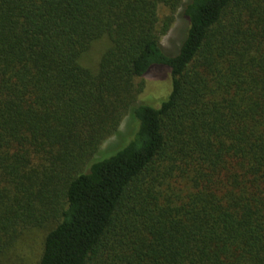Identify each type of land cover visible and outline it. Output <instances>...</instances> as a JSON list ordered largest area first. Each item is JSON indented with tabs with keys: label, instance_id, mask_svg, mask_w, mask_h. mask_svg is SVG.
<instances>
[{
	"label": "trees",
	"instance_id": "trees-1",
	"mask_svg": "<svg viewBox=\"0 0 264 264\" xmlns=\"http://www.w3.org/2000/svg\"><path fill=\"white\" fill-rule=\"evenodd\" d=\"M43 228L37 264H264V0H0V264Z\"/></svg>",
	"mask_w": 264,
	"mask_h": 264
},
{
	"label": "rangeland",
	"instance_id": "rangeland-1",
	"mask_svg": "<svg viewBox=\"0 0 264 264\" xmlns=\"http://www.w3.org/2000/svg\"><path fill=\"white\" fill-rule=\"evenodd\" d=\"M158 16L162 20L165 17L173 16V23L167 34L162 35L160 37V42L162 49L168 54H175L182 42L186 34V29L188 27V22L185 18L180 16V9L177 10L174 14H171L170 10L160 5L158 7ZM104 49V42L101 40L95 44H93L91 50L86 54V59L84 61L88 65H93L98 61L102 51ZM144 89L143 92L139 95V99L149 100L155 107L158 105V100L163 96L165 97L170 89V73L169 70L165 67H154L151 71L143 77ZM141 80L136 81V85H141L143 83ZM128 121V117H125L122 120L120 128L125 130L124 126ZM128 140L123 137L121 139H117V137L112 136L108 138L102 145V149L107 152L111 151L109 154L105 155L109 157L115 154L117 151L121 150L126 144ZM119 145V146H118ZM105 158V157H104ZM47 233V229H38L35 231L32 240L26 239L23 247L21 245V249L19 254L22 255V262L19 264H37L39 259L41 250H42V242ZM25 248V249H24Z\"/></svg>",
	"mask_w": 264,
	"mask_h": 264
}]
</instances>
